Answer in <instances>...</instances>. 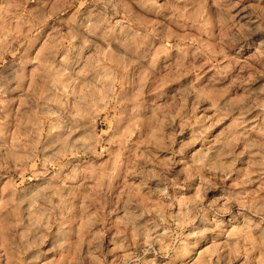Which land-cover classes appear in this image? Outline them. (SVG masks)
Segmentation results:
<instances>
[{
    "label": "rangeland",
    "instance_id": "obj_1",
    "mask_svg": "<svg viewBox=\"0 0 264 264\" xmlns=\"http://www.w3.org/2000/svg\"><path fill=\"white\" fill-rule=\"evenodd\" d=\"M0 264H264V0H0Z\"/></svg>",
    "mask_w": 264,
    "mask_h": 264
}]
</instances>
